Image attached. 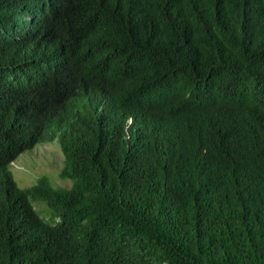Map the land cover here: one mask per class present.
<instances>
[{
	"label": "trees",
	"instance_id": "obj_1",
	"mask_svg": "<svg viewBox=\"0 0 264 264\" xmlns=\"http://www.w3.org/2000/svg\"><path fill=\"white\" fill-rule=\"evenodd\" d=\"M0 264H264V0H0Z\"/></svg>",
	"mask_w": 264,
	"mask_h": 264
},
{
	"label": "rangeland",
	"instance_id": "obj_2",
	"mask_svg": "<svg viewBox=\"0 0 264 264\" xmlns=\"http://www.w3.org/2000/svg\"><path fill=\"white\" fill-rule=\"evenodd\" d=\"M63 167L64 156L60 147L57 143H50L21 154L10 170L21 189L35 185L41 177H48L56 187L69 188L71 182L60 177ZM32 204L43 219H50L51 211L44 202L32 201Z\"/></svg>",
	"mask_w": 264,
	"mask_h": 264
}]
</instances>
